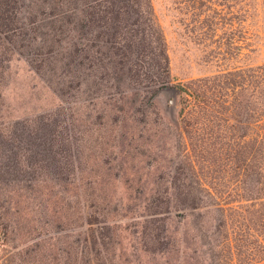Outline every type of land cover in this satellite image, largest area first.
<instances>
[{"label":"trees","instance_id":"16d2710c","mask_svg":"<svg viewBox=\"0 0 264 264\" xmlns=\"http://www.w3.org/2000/svg\"><path fill=\"white\" fill-rule=\"evenodd\" d=\"M213 42L206 58L238 56L234 38ZM0 46L21 56L67 105L59 110H70L67 96L83 93L94 100L109 88L106 100L121 103L105 115L125 125L137 121V153L150 149L155 170L153 187L142 193L138 234L144 253H180L189 264H264V63L170 83L164 36L149 0H0ZM166 88L174 90V99L160 112L154 99ZM71 124L65 118L57 131L72 160L56 165L46 148L39 149L55 127L43 117L20 124L16 142L30 146L29 159L19 166L22 160L9 157L8 145L0 154L1 170L22 171L42 155L47 168L68 166L79 179L85 167L75 164ZM118 142L108 144L106 154L93 150L88 201L101 191L102 172L117 178L121 166L110 161L122 151ZM21 181L22 187L34 185ZM167 223L174 224L171 231ZM5 234L0 264H25L17 243L4 247ZM88 237L98 240L92 228ZM14 239L11 234L9 241ZM89 251L85 246L70 264H98Z\"/></svg>","mask_w":264,"mask_h":264},{"label":"rangeland","instance_id":"374dc122","mask_svg":"<svg viewBox=\"0 0 264 264\" xmlns=\"http://www.w3.org/2000/svg\"><path fill=\"white\" fill-rule=\"evenodd\" d=\"M149 2L164 36L170 83L264 63V0ZM203 19L211 21L212 29ZM219 36L234 38L240 45L238 56L206 58L214 48L213 41ZM109 90L103 89V96L94 100L85 99L83 93L67 96L66 100L71 101L68 104L70 110L63 109L67 105L21 56L10 53L6 47L0 49V154L9 145L12 151L8 153L9 157L22 160L19 164L22 166L24 159L31 156V149L29 145H17L20 124L31 125L47 117L55 127L46 137L44 147L40 145L39 149L46 148L49 158L62 166L63 161L73 159H66L68 153L63 150L62 136L57 131L60 122L66 118L72 122L70 132L75 146L78 144L74 151L75 164L85 167L79 173L80 178L75 179L74 172H68V166L65 167L67 171L60 167L55 172L53 168H47L41 155L34 156L31 167L22 171L12 169L5 172L0 168V238L6 232L4 247L9 250H12L13 243H17L16 247L25 252V264H70L87 245L92 250L88 253L97 255L98 264H189L180 253H144L141 249L138 228L140 215L144 212L142 193L153 187L154 156L150 149L144 155L137 153L140 145L137 121L128 120L125 125L116 119L111 120V115H105L111 106L121 103L106 100L108 97L104 93ZM168 98V94L160 93L154 99L160 112ZM60 105L62 110H59ZM113 122L118 124L116 129ZM128 124L135 127L131 129ZM117 139L122 151H117L116 158L110 161V165L121 166L117 178L101 171L104 177L101 191L96 199L88 201L90 175L87 167L94 165L92 152L98 149L106 154L107 145ZM110 172L113 173L114 169ZM7 179L9 182H4ZM22 179L32 181L34 185L22 187L19 185ZM49 182L59 184L50 187L46 185ZM77 185L82 189L85 185L83 194ZM88 220L92 223L89 224ZM166 225L167 231L174 228L172 223ZM89 228L98 235L95 242L88 237ZM11 234L15 239L9 241Z\"/></svg>","mask_w":264,"mask_h":264},{"label":"water","instance_id":"95a60500","mask_svg":"<svg viewBox=\"0 0 264 264\" xmlns=\"http://www.w3.org/2000/svg\"><path fill=\"white\" fill-rule=\"evenodd\" d=\"M163 90H166V94L169 95V103L172 104L173 103V99H174V90L171 89V88H166V89H163Z\"/></svg>","mask_w":264,"mask_h":264}]
</instances>
